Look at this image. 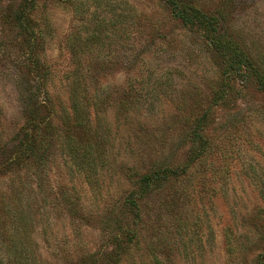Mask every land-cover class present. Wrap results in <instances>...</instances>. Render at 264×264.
<instances>
[{"label":"rangeland","instance_id":"rangeland-1","mask_svg":"<svg viewBox=\"0 0 264 264\" xmlns=\"http://www.w3.org/2000/svg\"><path fill=\"white\" fill-rule=\"evenodd\" d=\"M185 1L219 16L217 35L252 60L217 102L223 56L166 1L39 0L30 38L6 16L18 0H0V264H260L264 0ZM31 99L53 126L36 174L12 148ZM206 113L210 149L188 165ZM69 133L95 145L94 167L73 160ZM163 163L185 175L132 211V180Z\"/></svg>","mask_w":264,"mask_h":264},{"label":"trees","instance_id":"trees-1","mask_svg":"<svg viewBox=\"0 0 264 264\" xmlns=\"http://www.w3.org/2000/svg\"><path fill=\"white\" fill-rule=\"evenodd\" d=\"M163 1H166L170 5L172 14L175 17L180 18L186 24H197L199 27H201L204 33H206V37L223 56L225 60L223 81L219 89H217L214 98V102H217L218 98H223L227 95L228 92H230L229 89L232 88L231 83H233L234 80H237L240 77L241 79H243V77L247 76L249 68L252 67V60L250 59L249 55L244 50H242L233 39L225 38L224 41L221 40L220 36L217 35L216 31L217 24L219 22V16L206 14L193 5L187 3L185 0ZM38 3L39 0H18V3L11 8V12L6 15L8 20L17 22L16 25L21 27L22 33L29 36L30 38L34 36V33L36 36L37 33V31L32 28L31 25H37V17H35L34 10L38 6ZM258 80H260L261 87L264 88V77L259 76ZM227 87L229 89H227ZM74 97L75 100H73V104L74 107H77V102L80 99L76 94H74ZM79 111L80 110L76 108V112L74 113V115L78 118V125H82L83 118L82 114ZM25 112L27 113L26 123L29 131H25L23 137H19L18 133L13 136L14 141L15 139H19L17 143L12 145L13 161L14 163L18 164L19 167H23L24 165L30 167L29 169L32 170L34 174H36L35 169H32L31 167L35 166L36 168H39L37 165L39 164L37 162V159H40L42 161L41 158L44 157V152L46 150L45 147L48 146L49 141L52 139H50V135L51 133H53V126L51 125L49 120H45V117L41 115V121H43V124L45 126V130H42V126L37 120L41 112V110L38 109L37 100L31 99V101H28ZM207 118L208 114H203L197 120V123L194 126V134L192 135H195L196 138L195 141L197 144L194 149L196 151V154H194L193 157L190 156L188 165H190V162L193 159H202V156L206 153L207 150L210 149L209 140L204 135V131L207 128ZM36 139H40L38 145L35 144ZM67 140L69 143V151L72 154L73 160L82 165L83 162H85L84 169L94 167L91 164L92 158L90 155V151L91 149L95 148V145L92 146L91 140L80 141L81 144H79V147L73 144L71 133L67 134ZM36 148L38 149V153L34 155L36 156V158H33V152ZM79 148L82 152L79 151ZM180 170L177 167L172 166L171 164L163 163L156 164L149 171L139 174L135 180H132L133 187L127 193L128 195L125 198L130 209L139 214L138 198H141L153 187L161 185L162 182L170 178L185 175V169L183 168L181 171ZM16 204H19L18 201H16ZM9 209L6 210V212L9 213ZM111 240L117 242L116 236H112ZM120 254L121 252H117V254L115 255V260H118L120 258ZM258 262L260 264H264V256L261 257Z\"/></svg>","mask_w":264,"mask_h":264}]
</instances>
